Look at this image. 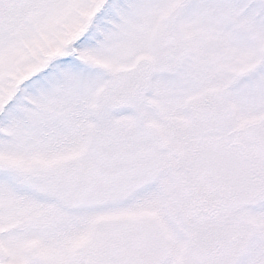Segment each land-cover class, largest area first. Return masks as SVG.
<instances>
[{
	"label": "snow or ice",
	"instance_id": "snow-or-ice-1",
	"mask_svg": "<svg viewBox=\"0 0 264 264\" xmlns=\"http://www.w3.org/2000/svg\"><path fill=\"white\" fill-rule=\"evenodd\" d=\"M0 264H264V0H0Z\"/></svg>",
	"mask_w": 264,
	"mask_h": 264
}]
</instances>
